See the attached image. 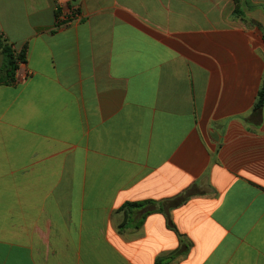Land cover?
I'll use <instances>...</instances> for the list:
<instances>
[{"label":"crops","instance_id":"crops-1","mask_svg":"<svg viewBox=\"0 0 264 264\" xmlns=\"http://www.w3.org/2000/svg\"><path fill=\"white\" fill-rule=\"evenodd\" d=\"M233 9L0 0L27 52L0 84V264H264V12L260 30ZM186 189L169 212L182 255L165 214L123 207Z\"/></svg>","mask_w":264,"mask_h":264},{"label":"trees","instance_id":"trees-1","mask_svg":"<svg viewBox=\"0 0 264 264\" xmlns=\"http://www.w3.org/2000/svg\"><path fill=\"white\" fill-rule=\"evenodd\" d=\"M235 2H237V0H235ZM235 12L236 14L242 15V12L239 10L237 6V3H236ZM251 23L260 27V25L256 21H252ZM0 54L3 56V60L0 68V84H5V85L13 84L16 82V72L19 69V66L27 62L26 48H23L20 51L16 50L14 44L11 43L4 34L0 33ZM263 108H264V78L262 81L260 91L258 93V98L254 106V110L259 113L263 110ZM191 197L192 194L190 189H186L184 192L180 193L175 197L164 199L159 202H154L149 200L144 202L128 203L123 208L126 210L130 208H154V211L165 214L167 218L168 227L173 231H175L180 238L179 252L180 254L185 255L189 251L191 245L185 242L181 234L178 233L174 223L172 222L171 215L169 212L172 209L184 205Z\"/></svg>","mask_w":264,"mask_h":264},{"label":"rangeland","instance_id":"rangeland-1","mask_svg":"<svg viewBox=\"0 0 264 264\" xmlns=\"http://www.w3.org/2000/svg\"><path fill=\"white\" fill-rule=\"evenodd\" d=\"M233 1H234V9H233V12H232V18H237V19L241 20L247 26L257 27L258 29L263 30L262 25L258 21L254 20V19H251L249 13L252 12V11L254 12V9H257L259 7H261V9L264 12V3L262 4V6L254 5L251 2H249V3L247 2V4L244 5V2L242 0H237V2H235V0H233ZM236 3H237V6H238L239 10L242 12V15L241 14H236V12H235ZM252 21H256L260 25V27L257 26V25L252 24L251 23Z\"/></svg>","mask_w":264,"mask_h":264},{"label":"built area","instance_id":"built-area-1","mask_svg":"<svg viewBox=\"0 0 264 264\" xmlns=\"http://www.w3.org/2000/svg\"><path fill=\"white\" fill-rule=\"evenodd\" d=\"M82 15L80 10L74 6L68 10H60L56 21L59 25H71L80 22Z\"/></svg>","mask_w":264,"mask_h":264},{"label":"water","instance_id":"water-1","mask_svg":"<svg viewBox=\"0 0 264 264\" xmlns=\"http://www.w3.org/2000/svg\"><path fill=\"white\" fill-rule=\"evenodd\" d=\"M2 60H3V56L0 54V68H1Z\"/></svg>","mask_w":264,"mask_h":264}]
</instances>
